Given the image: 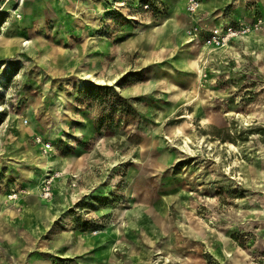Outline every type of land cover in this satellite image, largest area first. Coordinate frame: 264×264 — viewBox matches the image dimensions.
Instances as JSON below:
<instances>
[{
	"label": "rangeland",
	"instance_id": "1",
	"mask_svg": "<svg viewBox=\"0 0 264 264\" xmlns=\"http://www.w3.org/2000/svg\"><path fill=\"white\" fill-rule=\"evenodd\" d=\"M191 3L0 14V264H264V0Z\"/></svg>",
	"mask_w": 264,
	"mask_h": 264
},
{
	"label": "built area",
	"instance_id": "2",
	"mask_svg": "<svg viewBox=\"0 0 264 264\" xmlns=\"http://www.w3.org/2000/svg\"><path fill=\"white\" fill-rule=\"evenodd\" d=\"M7 0H0V14L6 13L9 17V14L14 15L15 17L19 18L21 15V7L24 5L25 0H12V6L9 9H5V2ZM145 6L148 7L149 4L145 3ZM199 6V0H192V3L190 5L191 10L194 12L197 10ZM7 19V18H6ZM233 31L230 28L229 31L226 34H221L219 31H213L212 37H211V44L213 47L217 49H223L230 46V38ZM37 142L44 144L45 146H49L50 142H45L41 137H37ZM49 195V192L45 193V197Z\"/></svg>",
	"mask_w": 264,
	"mask_h": 264
},
{
	"label": "crops",
	"instance_id": "3",
	"mask_svg": "<svg viewBox=\"0 0 264 264\" xmlns=\"http://www.w3.org/2000/svg\"><path fill=\"white\" fill-rule=\"evenodd\" d=\"M12 3H13V1L11 0V2H9V4H8V8H10L11 6H12ZM24 6H25V3H24V5L21 7V9H20V11H22V9L24 8ZM9 18V17H8ZM8 18L5 20H1L2 22H0V23H3V25H6L8 22ZM16 20H18V19H16ZM16 20L13 22V23H15L16 22ZM19 21H20V19H19ZM16 27V26H15ZM4 28V26H2V29ZM12 29H13V27H12ZM2 34L0 35V56H2V55H7V49L9 48L8 46H7V41L5 40V39H3L2 37Z\"/></svg>",
	"mask_w": 264,
	"mask_h": 264
},
{
	"label": "bare ground",
	"instance_id": "4",
	"mask_svg": "<svg viewBox=\"0 0 264 264\" xmlns=\"http://www.w3.org/2000/svg\"><path fill=\"white\" fill-rule=\"evenodd\" d=\"M21 20V19H20ZM23 44V43H22ZM12 55V54H11Z\"/></svg>",
	"mask_w": 264,
	"mask_h": 264
}]
</instances>
